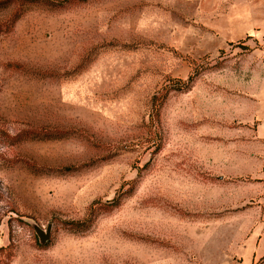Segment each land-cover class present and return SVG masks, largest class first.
<instances>
[{
	"label": "rangeland",
	"instance_id": "obj_1",
	"mask_svg": "<svg viewBox=\"0 0 264 264\" xmlns=\"http://www.w3.org/2000/svg\"><path fill=\"white\" fill-rule=\"evenodd\" d=\"M263 100L264 0H0V264H264Z\"/></svg>",
	"mask_w": 264,
	"mask_h": 264
},
{
	"label": "crops",
	"instance_id": "obj_2",
	"mask_svg": "<svg viewBox=\"0 0 264 264\" xmlns=\"http://www.w3.org/2000/svg\"><path fill=\"white\" fill-rule=\"evenodd\" d=\"M264 101V100H263ZM253 120L256 121L257 125H256V137L255 139H257V142L261 143V163H260V167L259 170L260 174L262 172L263 176H264V104L259 107L256 108L254 110V114L252 116ZM258 158V157H256ZM247 159L241 157L240 158V163L241 164H246Z\"/></svg>",
	"mask_w": 264,
	"mask_h": 264
},
{
	"label": "water",
	"instance_id": "obj_3",
	"mask_svg": "<svg viewBox=\"0 0 264 264\" xmlns=\"http://www.w3.org/2000/svg\"><path fill=\"white\" fill-rule=\"evenodd\" d=\"M33 228L36 231V234L39 237V240L42 244H46L50 241L51 239V234H52V224H48L47 228H43L40 224L36 222H31Z\"/></svg>",
	"mask_w": 264,
	"mask_h": 264
},
{
	"label": "trees",
	"instance_id": "obj_4",
	"mask_svg": "<svg viewBox=\"0 0 264 264\" xmlns=\"http://www.w3.org/2000/svg\"><path fill=\"white\" fill-rule=\"evenodd\" d=\"M32 1V0H31ZM3 133H5V135L7 136V137H10L11 139H14L15 141H21V140H23L24 138V136H23V133L22 132H18L17 134H15V135H10V133L9 132H6V131H4ZM6 133H8V134H6Z\"/></svg>",
	"mask_w": 264,
	"mask_h": 264
}]
</instances>
